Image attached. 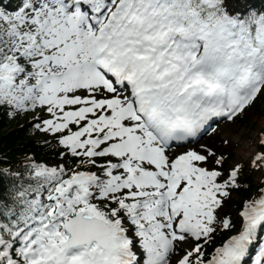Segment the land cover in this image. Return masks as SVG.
<instances>
[{"label": "snow or ice", "instance_id": "6c2138e0", "mask_svg": "<svg viewBox=\"0 0 264 264\" xmlns=\"http://www.w3.org/2000/svg\"><path fill=\"white\" fill-rule=\"evenodd\" d=\"M261 98L264 0H0V114L58 156L0 167V264H264V186L231 215L189 147Z\"/></svg>", "mask_w": 264, "mask_h": 264}, {"label": "trees", "instance_id": "16d2710c", "mask_svg": "<svg viewBox=\"0 0 264 264\" xmlns=\"http://www.w3.org/2000/svg\"><path fill=\"white\" fill-rule=\"evenodd\" d=\"M250 111L254 116L264 113V98L258 99ZM31 121L28 116L10 119L8 116L0 114V167L23 170L27 157H32L36 161L49 165H55L58 162V156L54 150V141L49 140L47 145L44 144L43 133H38L32 128L30 126ZM238 121L247 126L252 122V118L250 116L240 117ZM219 149L226 155L229 165L233 151L222 146ZM240 183L241 187L234 191L237 200L232 197L227 202V209L230 211L227 210L226 212L233 216L239 210L243 200L254 195L261 187V184L255 183L254 178L246 172V169H242Z\"/></svg>", "mask_w": 264, "mask_h": 264}, {"label": "rangeland", "instance_id": "374dc122", "mask_svg": "<svg viewBox=\"0 0 264 264\" xmlns=\"http://www.w3.org/2000/svg\"><path fill=\"white\" fill-rule=\"evenodd\" d=\"M243 116H250L252 122L247 126H244L238 120L234 123H226L223 125V128H219L213 135L199 145H207L214 150L219 149L221 146L232 150L233 155L228 166L230 167L237 163L245 165L246 172L254 178L255 183L261 184L260 182L264 178L263 172L261 170L249 169L247 166L252 163L251 155L257 154L260 151L258 143L260 134H264V113L254 116L251 111L247 110ZM225 140L229 141V143L225 144ZM191 148L199 149L198 146ZM241 150H244V155L240 156ZM219 152L222 153V150L219 149ZM236 197L235 195V200H237ZM227 210L230 211L229 209Z\"/></svg>", "mask_w": 264, "mask_h": 264}, {"label": "bare ground", "instance_id": "6f19581e", "mask_svg": "<svg viewBox=\"0 0 264 264\" xmlns=\"http://www.w3.org/2000/svg\"><path fill=\"white\" fill-rule=\"evenodd\" d=\"M248 150H249V149H248ZM241 155H244V150H241V151H240V156H241ZM251 158H253V155H251ZM251 160H252V159H251ZM256 171H259V170H256Z\"/></svg>", "mask_w": 264, "mask_h": 264}]
</instances>
